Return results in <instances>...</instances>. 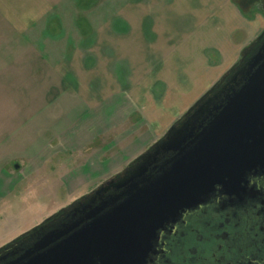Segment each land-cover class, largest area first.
<instances>
[{
	"label": "crops",
	"instance_id": "obj_1",
	"mask_svg": "<svg viewBox=\"0 0 264 264\" xmlns=\"http://www.w3.org/2000/svg\"><path fill=\"white\" fill-rule=\"evenodd\" d=\"M242 10L239 0H0V160L4 128L22 113H61L55 146L40 150V160H63L77 146L95 144L104 127L128 115L146 122L153 137L163 133L234 62L243 45L228 48L230 61L220 62L223 52L217 65L213 58L220 42L228 46L225 31L247 26H231L246 15ZM69 110L89 116L78 125L66 117ZM77 125L82 137L70 139ZM142 138L118 145L122 159L150 143ZM96 148L89 153L95 161ZM32 165L28 173L48 172L42 163ZM9 171L0 164V205L11 198L20 203V176ZM3 216L11 223L17 213Z\"/></svg>",
	"mask_w": 264,
	"mask_h": 264
},
{
	"label": "water",
	"instance_id": "obj_2",
	"mask_svg": "<svg viewBox=\"0 0 264 264\" xmlns=\"http://www.w3.org/2000/svg\"><path fill=\"white\" fill-rule=\"evenodd\" d=\"M263 38L264 31L257 40ZM239 64L229 71L233 79L239 76L235 85L222 86L208 98L206 91L127 165L123 176L115 178L117 173L100 185L114 183L119 193L89 206L74 221L38 234L19 252L9 251L0 264H143L157 230L182 209L205 202L215 184L236 192L246 171L264 161V42ZM165 152L172 155L158 165ZM64 210L1 246L0 252Z\"/></svg>",
	"mask_w": 264,
	"mask_h": 264
},
{
	"label": "rangeland",
	"instance_id": "obj_3",
	"mask_svg": "<svg viewBox=\"0 0 264 264\" xmlns=\"http://www.w3.org/2000/svg\"><path fill=\"white\" fill-rule=\"evenodd\" d=\"M244 10H242V12L246 15H243V18L240 17V21L236 22L231 20L233 21L231 26H240L242 22L246 23L247 26L245 28H238L237 31L232 34H227L225 31V36H229L228 46L225 45V50V47L222 46L224 45L223 42L218 44L217 47L219 49H215L219 50L220 54L219 52H215L213 65L218 64V59L222 52L224 53V57L220 62H224L225 59L226 62L230 61L231 56H228L226 53L228 48L230 49V52H236L237 46H243H240V50L238 49L239 54L236 57H233V59H235L234 62L228 66L221 77L213 81L208 89L212 88L218 83V81L222 80L224 75L229 73L233 65L249 52L250 48L264 29V18L262 19V17H260L259 11ZM251 12L257 14L253 15ZM256 28L257 31H255ZM249 29H251L250 32L252 33V36L248 40ZM217 43L218 42H216L215 45H217ZM159 90V87H154V90L152 91L155 92V94H158ZM207 90L197 97V99L193 101L191 105L179 115V117H181ZM166 99H168V97H166ZM167 104L168 102L166 101V105ZM154 110V107H150L147 111L150 116V121L153 114L156 113ZM69 112L70 113H65L66 117L73 123L78 121V125L84 117L87 118L89 116L85 111L82 113L69 110ZM124 115L125 114H123V116ZM60 117L61 113L58 111L48 112L44 110L32 114L31 117H26V113H22L21 119H18L16 124H7L4 128L5 132L1 138L3 143H5V155L4 159L0 160V164L4 165L6 169H9L11 174H19L21 181L19 195L20 203H15L16 199L11 198L9 199V203H7L6 199L4 204L0 205V216L2 217L0 221V238H4L3 241H0V247L38 225L46 217L55 213L59 209L65 208L77 199L90 194L98 185H100V183L107 181L117 173L124 171L133 159L145 152L151 145L159 140L171 126L169 125L163 133L153 137V133L151 131L148 132L149 126L146 122H141L142 120L137 121V118L135 119L133 115H128L125 117V121L121 122V124L113 123L109 128L104 127L101 130L102 133H99L100 135L95 144L89 145V147L85 148L84 146H77L76 149L74 148V151L68 153L63 160L59 158L47 160L37 159L39 155L41 156L42 152H40V150L55 146V144H52L51 139L60 134ZM121 117L122 116L119 118ZM179 117H177V119ZM131 119H134L135 121L133 124L130 122ZM177 119L174 121H177ZM20 122H22L21 126ZM78 125L69 129L68 137L70 139L75 138V140H78L79 137H82V129ZM91 130L93 131V129ZM141 137H143V141L147 139L150 140V143L133 158L128 160L122 159L121 156L123 154L118 150V145H122V142L133 144V142ZM99 142L101 144H99ZM98 146H100L101 149L96 148L99 150L94 154L95 156H93L94 158H97V161H95L94 159H90L89 153L91 154L92 151L90 148L94 149ZM107 147L110 148L107 149ZM116 147L117 149H115ZM45 154L47 155L48 153ZM118 161H120V163ZM35 163L44 164L43 168H48V172L42 173L39 171L38 174L28 173L31 170V165H35ZM50 167L53 168L51 169ZM30 182L32 184L29 186ZM13 210H16L17 213L16 220L11 223H8V220L4 221V212L7 213Z\"/></svg>",
	"mask_w": 264,
	"mask_h": 264
},
{
	"label": "flooded vegetation",
	"instance_id": "obj_4",
	"mask_svg": "<svg viewBox=\"0 0 264 264\" xmlns=\"http://www.w3.org/2000/svg\"><path fill=\"white\" fill-rule=\"evenodd\" d=\"M239 5L264 15V0H239ZM263 42L264 38L256 40L249 52L239 59V66ZM231 74L226 73L216 88H210L207 98L222 86L235 85L239 76L233 79ZM171 155L172 152H165L156 163L161 165ZM126 170L115 178L123 176ZM100 185L79 202L67 205L59 216L0 252V258L4 255L7 258L9 251L19 252L38 234L74 221L89 206H96L120 191L114 183ZM143 264H264V161L246 171L236 192H227L222 184H215L205 202L182 209L173 220L163 224Z\"/></svg>",
	"mask_w": 264,
	"mask_h": 264
}]
</instances>
